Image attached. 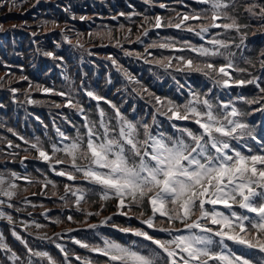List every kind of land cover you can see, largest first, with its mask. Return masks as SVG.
Segmentation results:
<instances>
[{
    "label": "snow or ice",
    "instance_id": "1",
    "mask_svg": "<svg viewBox=\"0 0 264 264\" xmlns=\"http://www.w3.org/2000/svg\"><path fill=\"white\" fill-rule=\"evenodd\" d=\"M149 2L145 0V3ZM196 3L202 7L177 12L175 17L143 15L138 25L140 35L136 36L135 42L143 43L141 36L147 37L153 28L182 29L195 33L201 40L213 30L221 29L223 32H215L206 41L208 46L193 44L186 39L177 41L173 36L153 40L145 45L144 53L147 55H151L149 49H168L177 55L153 57L151 61L144 56L145 62L165 70L174 68L176 72L202 74L215 86L224 89L254 85L259 90L258 96L248 98L241 95L237 100L246 105H264V77L254 75L248 67L236 63V53L231 50L233 47H247L245 42L252 29V20L258 21L259 27L264 29V0L242 4L240 0H196ZM159 7L165 8L166 5L160 4ZM241 9L247 14L243 19ZM69 11L65 9V12ZM119 15L130 19L142 14L121 12ZM72 19L76 16L73 15ZM79 19L85 20L86 17ZM191 21L199 23L194 25ZM49 23L54 28L60 27L55 20L44 21L46 31ZM119 30L125 31V25L120 24ZM126 32L123 41L131 43L132 29L127 28ZM61 33L64 41L73 44L64 29ZM87 36L88 39H83V33H76L74 46L87 50V44L99 39L101 42L115 41L116 46L122 47L120 37L114 35L110 28L89 32ZM186 52L195 53V56L185 55ZM43 54L53 60L64 59L54 51ZM125 54L132 55L127 51ZM260 56L264 57V51ZM107 59L123 74L126 88L130 87L132 93L141 99L146 98V102L151 104V123L135 116L129 117L105 95L86 86L83 81L77 85L69 76H65L68 82L66 91L36 84L37 91L65 98L64 104L53 101L52 106L72 108L82 117L76 134L70 136L57 127L60 140H49V149L40 137L29 140L12 128L7 131L28 145L25 153L30 155L35 151L38 159L49 163L56 176L66 177L72 183H64L61 194L57 183L47 176L38 179L15 171L7 175L0 172V197L4 198L0 199V206L15 208L13 201L20 190L17 181L23 179L42 188L51 186L52 195L63 202L64 208H74L85 217L79 223L85 224L87 229L95 230L106 225L137 238L127 241L99 233H96L99 243L73 238V243L81 249L103 257L102 264H264V259L252 258L256 253L264 257V135L257 138L254 128L246 120L248 111L238 107L233 99H220L211 89L208 92L189 89V98L182 103L157 95L118 65L116 59ZM241 59L249 67H255L253 60ZM259 63L264 69V59ZM19 79L28 80V77L20 76ZM31 90L29 82V89L24 93L26 102L32 105L44 103L32 99ZM81 90L83 96L96 102L94 112L77 98ZM11 91L15 94L19 89L12 88ZM101 102L108 105L110 111L101 107ZM257 110L264 111V108ZM158 115L171 122L173 131L161 126ZM176 121L191 122L196 127L180 126ZM249 141H255L258 147L254 150ZM7 146L21 147L11 140L7 141ZM26 159L28 155L23 157ZM58 165L64 167L58 169ZM23 191L27 192L28 188ZM24 200L31 203L26 197ZM109 202L114 203L116 211L103 216L99 224L88 223L87 218L101 216ZM96 204L98 209L90 210ZM15 210L21 211L19 208ZM42 215L48 218L47 211ZM114 216L126 217L129 222L138 220L140 226L117 224ZM0 218L14 224L13 216L3 210H0ZM66 219L76 222L71 214ZM52 222L63 223L60 218ZM32 223L36 229L46 227L35 221ZM28 226V222H23L25 229ZM11 235L20 242L23 251L14 250L4 233H0V251L6 255L4 264H73V257L79 264H100L90 256H81L56 243L55 247L62 254V259H58L50 251L31 246L15 227ZM55 235L59 237L61 234ZM38 239L51 238L45 233ZM228 242H232V246Z\"/></svg>",
    "mask_w": 264,
    "mask_h": 264
},
{
    "label": "trees",
    "instance_id": "2",
    "mask_svg": "<svg viewBox=\"0 0 264 264\" xmlns=\"http://www.w3.org/2000/svg\"><path fill=\"white\" fill-rule=\"evenodd\" d=\"M2 1V0H0ZM6 1V2H5ZM4 2L0 3V23L3 22H16L19 21V26L23 29H28L31 30L32 33L35 32L36 35L35 36H22L20 35H16V37H14L13 39L11 37L6 39V42L4 41V38L1 36L0 37V42L6 44L7 46V53H3L2 51H0V73L5 71L1 65V61H5L7 63H9L10 66H14V67H10V76L5 75L4 79L7 78L8 80V85L10 86H16L18 84H22L23 83L25 85H23L24 87L26 86L27 88V83L32 82L33 84H35L37 82V84L40 85H46L44 82L40 81V80H36L35 77L33 76L34 74L40 72V73H44L45 71L47 72V76H48V81H55V83L63 90H67V81H59L58 80V76L57 73L54 72L51 74H49V70L51 69V57H46L43 53L45 51H54L57 55L59 56H63L64 59L63 61H59V62H65L68 61L67 59V54L69 55L68 52V48L64 42L63 39V35L62 34H58L61 36V40L58 42L61 44V46L59 48H56L53 45V41H51V39L49 38H44L43 36H41V29L42 27H39L43 21H47V16L43 15L40 17V15H36V17H34V15L32 14V12L30 11V3L26 4L27 7L24 9H21V6H19V2H17V0H15L16 2H9L11 0H5ZM14 1V0H12ZM98 3L96 2L93 5V8L88 7L87 12L85 11V9H83V7L79 4L81 2V0H74L73 2H71V4H68V9H70L69 12L66 13H62L61 11H58L63 17L58 20L59 23H63L64 25H66V27L61 26L62 28H64L65 33L69 36L70 39L76 40V33H83L84 37L83 39H88L87 34L89 32H95L98 30H102L105 27L106 28H110L113 29L114 31V35L120 37L121 42H122V47L120 46H116L115 45V41L109 42L107 40H104L103 42H101L99 39H94L91 41V43L86 45L87 47H92V53L95 54L96 56H100V55H112V57L114 59L117 60L118 65L122 66L124 69H126L128 72H133V68H137L139 71L140 70H145L146 72H148V68L147 67H143L140 64L136 67L132 64V62L124 56L125 52H136L138 51L139 53H141L143 50L139 49L137 47V44L135 43L136 41V36L140 35V31L138 30V25L142 22L143 19V15H148L150 17L156 16V15H160V16H172L173 14L176 13V11H179L181 8L178 4H175L176 0H150L149 3H145V0H129V4L130 7H127L125 5V3L122 0H118L116 1V6H111L110 1L109 0H104V5L102 6L99 2L101 0H97ZM245 2H253V0H240V3H245ZM159 3H164L166 5L164 10H161L159 8ZM11 6V11L9 10V7ZM179 8V9H177ZM52 9V8H51ZM51 9L49 11H51ZM54 10V9H52ZM121 12L124 13H132V12H136V13H141L142 15L139 16H132L130 19L127 16H121L119 15ZM19 13V14H18ZM6 14V15H5ZM241 14H242V19L243 17H245L247 14L243 13L242 9H241ZM7 15H12L11 17H8ZM54 16H49V18L51 19V21L57 16H55V14H53ZM75 15L76 17H81L82 15H87V16H91V20L88 21H74V19H72V16ZM111 16H116L117 17V21H113L112 19H110ZM2 17H6V19H2ZM40 17V18H39ZM11 18V19H8ZM57 18V17H56ZM73 25V27L69 26V25ZM123 24L125 25V31L121 32L119 30V25ZM252 24V29L249 30L247 39H246V45L247 47L244 49L243 54L241 55L240 52V48L237 49L235 47H233L231 50L236 53V57H235V62L238 63L241 67H248L249 72H252L254 75L257 76H261L264 77V69H262L260 67V63L259 60L260 59H264V57L260 56V53L262 51H264V29H261L259 27V22L256 20H252L251 21ZM72 28L73 30L69 29ZM127 28H131L132 29V33L130 35V40L132 41L131 43L128 42H124L123 41V37L124 35H127L126 29ZM53 32H56L55 29L52 30ZM19 32V31H18ZM220 32H223V30H220ZM58 33H60V30L58 31ZM55 36V35H53ZM57 36V35H56ZM149 43L153 40H157L160 39L162 37L165 36H173L175 37V39L177 41L181 40V37L186 36L185 34H180L179 32L172 30L171 28L166 29L165 31H163L162 33H160L158 36L155 35V33H150L149 35ZM178 36V37H177ZM223 38V37H221ZM57 39H60L59 36ZM13 42L15 45L20 46V48L22 49L21 54L23 55L24 59L22 58V62H19V64H17L16 62H14L13 60H10L11 57H13V52L14 50L12 49V45ZM73 44H68V45H74ZM2 45V44H1ZM107 45L105 48H103L102 46ZM102 49H105L106 53H101ZM157 54V53H156ZM41 56H43L45 58H42ZM241 57L246 58V59H251L255 62V67H249L247 64H245L243 62V59H241ZM38 60H40V68L38 70V66H37V62ZM46 65V70L43 71L41 68V65ZM22 66L23 70H19L17 67ZM49 67V68H47ZM27 68H29V70L27 71ZM108 70L110 72L109 76L112 78V80L108 83L107 81L104 82L103 87L106 88L108 95L115 100L117 106L119 107H126L128 108L131 104V99L129 98V94L127 92V81L123 80L122 76L120 73L114 74L112 72H114L113 68L111 66H109ZM116 73V72H115ZM25 75L26 77H28V80H26L25 82L23 81H19V77ZM202 75V74H201ZM235 76V74H233ZM145 77V74H144ZM3 81V80H2ZM1 81V83H2ZM39 81V82H38ZM203 83H206L204 79L201 80ZM145 85L149 88L150 91H153V87L151 85L148 84V82L144 81ZM33 86V85H32ZM22 87V86H21ZM92 89L97 90L96 87H91ZM196 88V87H195ZM29 89V88H28ZM23 91V90H22ZM32 93L35 94V99L39 100V101H43L44 103L39 104V108L40 110L46 111L45 109L50 107V99H45V101L43 100V97L38 95V91L35 90L34 88L32 89ZM25 93V91H23ZM200 92H206V86L202 85ZM23 93V94H24ZM241 93L243 96L251 98L253 96H258L259 95V90L256 89L253 85H245L244 88L241 90ZM132 95V94H131ZM134 97V94H133ZM234 101H236L237 106L247 110L249 115L246 117L247 122L254 128L255 131H257V124L259 123V121L261 120V110H257V109H261L264 108V105L261 104H253V105H246L244 104L242 101L237 100V96H233L232 98ZM3 100L4 101V105L9 108V104H10V94L7 93L6 89L4 88H0V101ZM56 101V100H54ZM10 111V115L11 110ZM106 111H108L106 109ZM47 112V111H46ZM3 125V124H2ZM10 128V126H0V161L3 162L5 164V169H10L12 168L11 165L8 164V160L9 159H14L15 157H10L7 158V153L9 152L8 149L5 148V139L7 137H9L6 132L7 129ZM35 130H37L38 128L35 126L34 127ZM44 130L45 133H48L49 129L47 128H42ZM25 134H29V126L27 125V129H26V133ZM45 142V141H44ZM14 143H19V142H13ZM46 143V142H45ZM23 147L21 146L19 150H21ZM17 158V157H16ZM17 160H15L16 162ZM14 164V163H13ZM15 169V168H12ZM0 170H2L1 166H0ZM111 209V206L108 205V207L105 209V211H109ZM0 258H2L0 256ZM96 260L100 261V264L103 262L102 259L100 257H96Z\"/></svg>",
    "mask_w": 264,
    "mask_h": 264
},
{
    "label": "rangeland",
    "instance_id": "3",
    "mask_svg": "<svg viewBox=\"0 0 264 264\" xmlns=\"http://www.w3.org/2000/svg\"><path fill=\"white\" fill-rule=\"evenodd\" d=\"M48 29V28H47ZM49 30V29H48ZM48 30L46 31V30H44L45 32H48Z\"/></svg>",
    "mask_w": 264,
    "mask_h": 264
}]
</instances>
